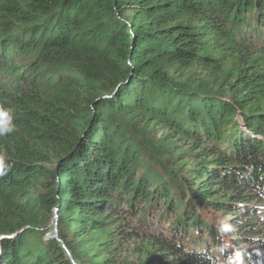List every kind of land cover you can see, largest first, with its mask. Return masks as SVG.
Returning <instances> with one entry per match:
<instances>
[{
  "label": "trees",
  "instance_id": "16d2710c",
  "mask_svg": "<svg viewBox=\"0 0 264 264\" xmlns=\"http://www.w3.org/2000/svg\"><path fill=\"white\" fill-rule=\"evenodd\" d=\"M262 246L264 0H0V264Z\"/></svg>",
  "mask_w": 264,
  "mask_h": 264
},
{
  "label": "rangeland",
  "instance_id": "374dc122",
  "mask_svg": "<svg viewBox=\"0 0 264 264\" xmlns=\"http://www.w3.org/2000/svg\"><path fill=\"white\" fill-rule=\"evenodd\" d=\"M153 203H155V202H153ZM224 217H229V218H231L232 216H230V215H224ZM55 219V218H54ZM251 223V222H250ZM253 225H254V223H253ZM54 229H55V222H53L52 223V232H54ZM243 229L244 228H240V227H236V229H234V231L238 234V235H243ZM262 249H264V246H262L261 247Z\"/></svg>",
  "mask_w": 264,
  "mask_h": 264
},
{
  "label": "water",
  "instance_id": "95a60500",
  "mask_svg": "<svg viewBox=\"0 0 264 264\" xmlns=\"http://www.w3.org/2000/svg\"><path fill=\"white\" fill-rule=\"evenodd\" d=\"M86 129H87V128H86ZM86 129H85V130H86ZM72 153H73V152H72ZM70 154H71V153H69L68 156H69ZM68 156H67V157H68Z\"/></svg>",
  "mask_w": 264,
  "mask_h": 264
}]
</instances>
